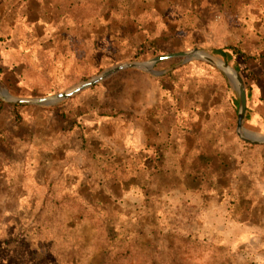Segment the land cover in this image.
I'll use <instances>...</instances> for the list:
<instances>
[{"label": "rangeland", "instance_id": "1", "mask_svg": "<svg viewBox=\"0 0 264 264\" xmlns=\"http://www.w3.org/2000/svg\"><path fill=\"white\" fill-rule=\"evenodd\" d=\"M115 12L134 14V27L95 28ZM65 24L74 41L50 54L61 61L49 76L39 51ZM228 46L248 55L245 64L215 54ZM195 49L239 71L253 91L245 126L264 134V0H0V83L14 97L56 95L121 64ZM155 71L166 73L127 69L51 107L15 109L23 104L0 97V264H264V146L238 136L237 92L206 62L167 59ZM159 91L164 102L209 112L197 132L201 144L215 141L227 172L217 186L180 174L173 154L162 162L158 121L144 117ZM63 104L94 113L66 132L51 109ZM102 113L118 115L99 124Z\"/></svg>", "mask_w": 264, "mask_h": 264}, {"label": "crops", "instance_id": "2", "mask_svg": "<svg viewBox=\"0 0 264 264\" xmlns=\"http://www.w3.org/2000/svg\"><path fill=\"white\" fill-rule=\"evenodd\" d=\"M182 6L185 7L184 5H182ZM149 13H151V12L148 11L147 15H149ZM167 13L169 16V20L172 19V17L169 15V14H172V12L169 9L163 13V16H164L163 18L165 20H167L166 19ZM83 15L86 16L87 14L83 13ZM112 15L113 16H111L110 21L108 20V18H106V20H104V21H100L99 16H97V19L95 20V22L98 24L95 26V28L100 29V30L103 29L104 31H105V28L118 31L125 26L124 21H126V23H127V26H126L127 28H132V27H134L133 23L137 19V18H134V14L132 15V17L129 16L128 12H127L126 16L122 15L121 17H120V14L116 13V12L113 13ZM137 15L141 19L144 18V16H142L140 13H138ZM156 15H158L157 12L154 13V16H151V18H149V17H146V18L151 19V20H155ZM85 16H84V18L82 17L83 20L82 19L79 20V27H82V29L84 28L83 33L86 29H89V28H86L88 26V24H91L90 23L91 19L89 18V20H88L87 16L86 17ZM37 21H39V19H37ZM69 22H71L72 25L74 26V24L77 23V20L75 18H73V19L70 18V20H68L67 23H69ZM108 24L110 26H108ZM72 25L71 24L62 25L60 27H57V31H53L54 29H56V27H54V28L52 27L50 29V32L51 31L52 32L51 33L48 32L50 35H52L50 42H49V45L47 47L42 48L39 52H42L45 49H49L48 54H51V53L57 54L56 53L58 51L57 46H60V45L66 46L65 50L62 51L63 53H66L68 50H70L71 46H72V42L74 41L73 40L74 35H72V34H74L73 33L74 31L72 30L73 29ZM92 28H94V27H92ZM174 28H178V23L175 24ZM61 31L64 33V34H62L63 40H61V42L55 41L56 34L61 32ZM170 31H171V33L175 32V30H171V29H170ZM75 37H77V36H75ZM87 38H88L87 36H86V38H84L85 44L87 42ZM21 59H24V58L21 57ZM168 60H170V59H168ZM163 61H165V60H163ZM163 61H161V62H163ZM202 62H204V61H202ZM158 63H160V62H158ZM165 73L166 72L159 73V74L164 75ZM238 101H239V99H238ZM180 105L181 104H171V102H169V103L164 102L163 97H162V92L159 91V97H158L157 102L149 103L147 108H145L146 111L144 112L145 113L144 117L145 118L147 117L150 120L152 118H155V120L158 121V124H156V123L152 124V127L154 128V130H157V134H158V138H159V149H156L155 147H152V148H155L156 151H158V154L162 155V157H163L162 162L167 163L168 155H170V154L175 155V157L177 159L175 161L176 169H178L179 173L182 174L183 176H185L186 178H188V177L191 178V177H195V175H197L196 171H193L192 168H190L192 165L191 161L193 160V162H194V159L196 158V156L200 153V151L203 150L202 146H200V139H201V135H203V134H200V132H197V128H198V125L200 124L199 121L202 120L201 119L203 117L202 115H205V118H208L209 112L205 111V109L202 108L203 104H193V106L196 107V111H194V112L191 110L187 111V110H185L184 107L182 108V106H180ZM248 113H249V111H247V114ZM247 114H246V117H247ZM117 115H106L105 113H102L101 115L94 116V118L97 121L99 120L98 122L100 124L101 122L107 123L109 121L108 118H106V117H109V116L114 117ZM199 117H200V119H199ZM213 117H214V114L212 112V116H211L212 123L214 120ZM170 118L173 119V123H172L171 127H169L167 129L165 122L167 121V119H170ZM111 119H113V118H111ZM245 123H246V121H245ZM206 126H207V128L210 127L208 121L206 122ZM143 129L145 130V126H143ZM166 129H167V131H164ZM250 131H252V130H250ZM255 133H257V132H255ZM258 134H260V133H258ZM254 145L264 146V144H254ZM103 147H105V146H103ZM214 149H215V146H214ZM100 151H102L103 153H106V154H108L107 152H110L112 154V149L109 147H107V149L102 148V150H100ZM226 174H227V172H225L224 175H226Z\"/></svg>", "mask_w": 264, "mask_h": 264}, {"label": "water", "instance_id": "3", "mask_svg": "<svg viewBox=\"0 0 264 264\" xmlns=\"http://www.w3.org/2000/svg\"><path fill=\"white\" fill-rule=\"evenodd\" d=\"M174 58H182L184 59V62H191L194 60L204 61L222 70L238 94L239 111H238V121H237V134L240 136L242 140H244L247 143L264 144L263 134L252 132L245 127V119L248 108V92H247L246 83L242 75L234 66L224 61L223 59L214 57L209 53H207L206 51H201L198 49L188 52H177L173 54L157 56L146 62H131V63L121 64L104 71L101 75L92 78L88 82L81 83L80 85L71 88L68 91L43 98L29 99V98L14 97L8 92V90L2 88L0 83V97L7 102H11L15 104L51 107L63 103L71 99L72 97L76 96L80 92L88 88H91L97 84H100L101 82L109 79L113 75L127 69L144 70L151 75L157 76L159 75V73L155 71L156 64L163 60L174 59Z\"/></svg>", "mask_w": 264, "mask_h": 264}, {"label": "trees", "instance_id": "4", "mask_svg": "<svg viewBox=\"0 0 264 264\" xmlns=\"http://www.w3.org/2000/svg\"><path fill=\"white\" fill-rule=\"evenodd\" d=\"M62 34H64L62 31L57 33L55 36V41L61 42V40H63ZM57 47H58V52L64 51L66 48V46L64 45H60ZM42 52L44 53V56H46L45 61H44V56L40 59L38 58L37 65H39L41 69L43 68L42 71L43 72L46 71V74L50 76L51 74L50 70L52 69L53 63L54 62L59 63L61 60L59 56L51 57L50 54H48L49 49H45ZM214 52L215 54H218L219 56H221L222 58L228 61L231 58H236L238 59V61L240 60V62L245 64V61L248 60V55L244 53L241 50V48L238 46H228L222 49L215 50ZM64 55L65 54H63V56ZM67 57H69V55ZM62 59H66V58L62 57ZM21 63H22L21 61H18L19 65ZM27 66L28 64L26 65V67ZM247 92H248V101H249L253 97V91H251V89L250 90L248 89ZM70 105H72L73 107H70ZM236 105L238 107L239 105L238 100H236ZM13 106L15 107V109H23L26 107L25 105H13ZM51 109L57 111V115L59 119L62 120L66 132H71L74 128L82 127L81 125L83 124L82 122H84V119L86 117L91 116L92 113H94L92 112L93 110L91 108L85 107L83 106V104H77V105L63 104L56 107H52ZM249 121H251V115L248 113L246 117V123ZM201 140L202 139H200V141ZM210 141L212 140H207L202 144L200 142V146H202L203 150L200 151V153L196 156L190 168H192L193 171H196V173L202 176L203 184L210 183L213 186H217L218 183L223 179L225 172L219 164L218 165L216 164L218 152L214 149L215 141L214 142L212 141V143H210ZM0 143L2 144V138H0ZM94 204L97 205V207L102 206L98 202L97 203L95 202ZM102 210H104L103 207Z\"/></svg>", "mask_w": 264, "mask_h": 264}]
</instances>
